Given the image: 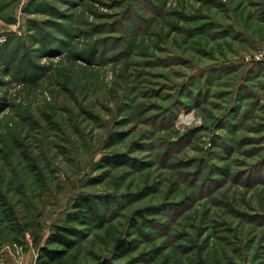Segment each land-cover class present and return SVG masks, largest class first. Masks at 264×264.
Here are the masks:
<instances>
[{"label":"rangeland","instance_id":"1","mask_svg":"<svg viewBox=\"0 0 264 264\" xmlns=\"http://www.w3.org/2000/svg\"><path fill=\"white\" fill-rule=\"evenodd\" d=\"M81 195L77 262L264 264V0H0V264Z\"/></svg>","mask_w":264,"mask_h":264},{"label":"trees","instance_id":"2","mask_svg":"<svg viewBox=\"0 0 264 264\" xmlns=\"http://www.w3.org/2000/svg\"><path fill=\"white\" fill-rule=\"evenodd\" d=\"M112 144L116 136L111 137ZM107 164H120L122 159L118 156L105 157ZM125 161L123 160V163ZM74 211L67 215L66 223L54 226L46 242L39 249L36 264H115L108 257L93 254L94 261L91 263L77 262V256L73 250L79 244L81 226L88 224L89 220H98L101 208L89 195H81L73 204ZM147 210H138V215L145 216ZM154 213V211L152 212ZM136 225V224H135ZM114 248L118 254L128 256L131 244L121 237L114 236Z\"/></svg>","mask_w":264,"mask_h":264},{"label":"crops","instance_id":"3","mask_svg":"<svg viewBox=\"0 0 264 264\" xmlns=\"http://www.w3.org/2000/svg\"><path fill=\"white\" fill-rule=\"evenodd\" d=\"M30 259L29 260H25L24 257H22L19 260H15V262L11 263V264H30Z\"/></svg>","mask_w":264,"mask_h":264}]
</instances>
